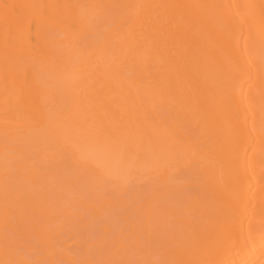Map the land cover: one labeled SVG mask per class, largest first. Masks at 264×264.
<instances>
[{
  "label": "bare ground",
  "instance_id": "1",
  "mask_svg": "<svg viewBox=\"0 0 264 264\" xmlns=\"http://www.w3.org/2000/svg\"><path fill=\"white\" fill-rule=\"evenodd\" d=\"M134 1L106 0L116 19L96 24L79 0H0V146L6 137L51 138L124 190L136 172L159 177L154 187L174 186L166 153L174 147L200 193L205 221L196 228L213 239L181 246L166 264H264V0ZM165 105L176 107L175 124L160 112ZM80 122L122 143V157L96 137L76 140ZM17 158L0 147L1 208ZM155 195L145 213L157 209ZM3 234L0 264H12Z\"/></svg>",
  "mask_w": 264,
  "mask_h": 264
},
{
  "label": "rangeland",
  "instance_id": "2",
  "mask_svg": "<svg viewBox=\"0 0 264 264\" xmlns=\"http://www.w3.org/2000/svg\"><path fill=\"white\" fill-rule=\"evenodd\" d=\"M79 2L81 13H88L89 19H93L96 24L114 21V16H117L113 6L106 3V0ZM44 15L43 12L40 16L33 17V23H37V19ZM128 17L125 19L133 21L132 17ZM67 21L76 23L72 16ZM94 46L89 45V49ZM37 48L36 38L33 37L32 50ZM163 68L166 67L161 69ZM174 68L175 72L170 77H176L183 65ZM123 98V105L131 107L134 98L127 92ZM58 100L57 95L49 99V108L53 109ZM174 108L176 107L170 105L159 108L169 125L175 124L177 120ZM59 119V115H55L53 123H57ZM90 126L93 125L83 126L80 122L74 129L73 137L76 140L77 136L85 140L96 137L93 139L99 140L103 149L110 150L112 158L115 154L122 157V143L112 142L113 139L111 141L107 134L97 135L99 131L96 132V129V136H92L94 134ZM132 128L135 127H127V135ZM113 143L117 146H113ZM0 147L5 152L14 154V157L18 156L9 166L12 169L8 174L10 176H5L6 182L2 187L5 201L0 207V228H3L0 232L4 233L1 244L6 249L8 258L12 254V264H166L170 259L182 256L181 246L194 244L196 241L200 244L203 240L209 243L208 239L212 238L213 233L210 234L209 229V235L203 232L202 235L200 229L196 228L205 221L195 203L200 193L192 184L193 173L188 170L190 165L187 156H181L182 153L176 154V157L172 151H175L173 146V149L170 147L171 152L169 150L166 153L177 158L172 161L169 159L172 162L169 163V170L173 168L170 174L176 184L169 186L168 190L162 186L160 188L158 184L154 187L155 183L152 185L151 181H160L159 177L153 174L151 180V176L138 172L127 179L129 184L125 186V190L121 186L119 188L117 185L120 184H115L109 178L101 179L93 167L87 163H79L64 146L51 138L44 139L41 135L18 139L6 137ZM182 160L186 163H181L184 162ZM136 176H140V179ZM150 187L156 190L159 188V191ZM152 191L158 193L157 196ZM151 195H155L153 200L158 199V207L155 206L157 209H152L153 212L148 214L145 213L149 209H146L148 204L146 207L144 205L152 201ZM162 202L163 206L160 205ZM200 235H206V239ZM213 237L215 238L214 235ZM207 252L203 254V259L209 258ZM231 259L227 262H231Z\"/></svg>",
  "mask_w": 264,
  "mask_h": 264
}]
</instances>
